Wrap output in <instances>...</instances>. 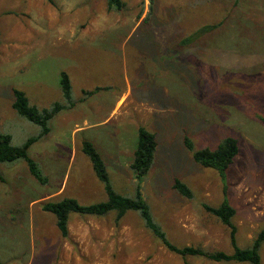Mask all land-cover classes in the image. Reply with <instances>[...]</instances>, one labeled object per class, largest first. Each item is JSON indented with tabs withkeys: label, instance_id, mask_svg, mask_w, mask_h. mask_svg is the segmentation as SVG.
Masks as SVG:
<instances>
[{
	"label": "rangeland",
	"instance_id": "rangeland-1",
	"mask_svg": "<svg viewBox=\"0 0 264 264\" xmlns=\"http://www.w3.org/2000/svg\"><path fill=\"white\" fill-rule=\"evenodd\" d=\"M66 1L0 0V131L15 146L40 131L13 110L15 88L32 106L49 108L63 102L66 72L76 101L29 151L49 179L46 186L23 161L0 165V263L241 264L175 255L134 212L119 223L115 212L71 215L64 238L43 206L67 198L82 205L107 201L82 152L85 141L99 151L114 190L134 197L130 166L143 126L158 147L142 194L168 240L232 254L229 229L202 208L225 201L222 180L197 165L185 146L189 138L195 150H215L231 137L239 155L227 172L228 200L236 210L237 245L250 247L264 228V0H240L238 7L235 0H123L124 10L110 16L115 25L101 30L110 39L73 42L65 40L67 25L80 34L97 32L93 13L106 7L99 0H68L76 8L67 11ZM219 22L225 27L214 34L222 41L209 33L180 46ZM227 29L236 35L226 37ZM75 127L81 130L73 137ZM176 179L190 187L193 200L173 189ZM261 257L264 264V246Z\"/></svg>",
	"mask_w": 264,
	"mask_h": 264
},
{
	"label": "trees",
	"instance_id": "trees-1",
	"mask_svg": "<svg viewBox=\"0 0 264 264\" xmlns=\"http://www.w3.org/2000/svg\"><path fill=\"white\" fill-rule=\"evenodd\" d=\"M48 1L53 3V0ZM106 1L108 9L112 11L121 12L126 6L123 0ZM239 5L240 0H235L234 6L238 7ZM224 26V22L207 26L203 30L201 29L195 34L183 38L180 46L182 48L187 47L201 36L212 33ZM60 88L63 102L54 103L51 107L44 109L32 106L24 91L16 88L13 89V110L19 117L36 125L40 131L36 136L29 138L22 146H15L13 144V137L0 131V165H14L23 161L27 164L31 175L43 186H46L49 183V179L42 171L40 165L30 157L29 151L33 145L51 133V122L58 115L63 111L73 109L76 106V101L73 98L71 79L66 72L61 73ZM99 90L100 89H96L93 92H86L85 94L86 96H90L97 93ZM261 121L264 124V118H261ZM185 146L190 152H192L193 160L197 165L217 172L222 180L225 201L218 207L202 204V208L205 212L217 218L222 225L229 229L230 242L234 249L232 254H227L223 251L208 252L201 247L193 246L179 248L168 240L166 233L155 220L151 207L142 194L141 184L153 167L158 147L156 135L143 126L138 128L137 145L130 166V169L137 178L134 197L122 196L114 190L110 181L107 165L99 151L93 143L85 141L82 143V152L90 160L96 177L103 183L108 198L107 201L93 205H82L76 199L67 198L60 202L47 203L43 206V210L56 217L57 227L64 238L69 236L71 215L103 218L115 212L117 214L116 222L119 223L127 213L134 212L140 216L144 227L160 240L169 252L182 258L198 257L214 263L262 264L261 250L264 246V228L258 233L250 247L244 249L239 248L237 245V227L233 223L236 210L228 200L227 172L233 165L236 157L239 155L238 141L234 138L228 137L224 139L215 150L208 148L195 150L193 142L189 138H186ZM4 181L5 178L0 170V182ZM173 189L185 199H194L193 191L187 184L179 179L175 180Z\"/></svg>",
	"mask_w": 264,
	"mask_h": 264
},
{
	"label": "crops",
	"instance_id": "crops-1",
	"mask_svg": "<svg viewBox=\"0 0 264 264\" xmlns=\"http://www.w3.org/2000/svg\"><path fill=\"white\" fill-rule=\"evenodd\" d=\"M67 1H66V3H64V7L66 8L67 11H72L74 8H76V7H74L72 5V3H70V5H69L67 3ZM99 3H101L103 6H105L106 9H105V11L104 10L101 11V12L96 11L95 13H93L94 14V27H96L97 32H94V33H84V32H82L80 34V33L74 32V30H73L74 25L73 24H70V26L67 25L66 30L64 32V34L66 35V38H65L66 41H69V42H73V41H77V40L78 41H87V40L96 41V38H98L99 36H101L103 34L101 32V30L102 31H105L107 29V27H112V26L115 25V19L111 21V17L110 16H111V13H115L116 11H112V10H109L108 9V5H107V1L106 0H99ZM228 33H230V35H231L232 38L234 37V35H236V34H234L232 32V30H230V29L228 30L227 29V31H226V37H227V34ZM102 36L104 37V39H110L111 38L109 34H105V35H102ZM210 36L212 37V39L214 41H220V40L222 41V39L220 38V36L219 35H215L214 32H212L210 34ZM85 128L91 129L92 127L91 126H87ZM78 130H81V129H78L77 127H75L73 129V133H72V136L73 137L76 136V133L79 132ZM72 143H73V141H72Z\"/></svg>",
	"mask_w": 264,
	"mask_h": 264
}]
</instances>
